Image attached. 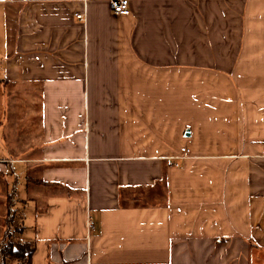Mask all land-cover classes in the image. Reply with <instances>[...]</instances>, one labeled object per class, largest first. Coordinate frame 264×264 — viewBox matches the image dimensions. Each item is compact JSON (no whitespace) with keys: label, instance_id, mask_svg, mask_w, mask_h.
<instances>
[{"label":"crops","instance_id":"0c3cea01","mask_svg":"<svg viewBox=\"0 0 264 264\" xmlns=\"http://www.w3.org/2000/svg\"><path fill=\"white\" fill-rule=\"evenodd\" d=\"M109 1L0 0V236L14 189L31 264H264V0Z\"/></svg>","mask_w":264,"mask_h":264},{"label":"trees","instance_id":"16d2710c","mask_svg":"<svg viewBox=\"0 0 264 264\" xmlns=\"http://www.w3.org/2000/svg\"><path fill=\"white\" fill-rule=\"evenodd\" d=\"M15 190L12 189L5 197L6 213L2 221L0 236V264H31L34 247L28 243L16 241L15 235L24 232L22 225L15 224Z\"/></svg>","mask_w":264,"mask_h":264},{"label":"built area","instance_id":"2783aa9c","mask_svg":"<svg viewBox=\"0 0 264 264\" xmlns=\"http://www.w3.org/2000/svg\"><path fill=\"white\" fill-rule=\"evenodd\" d=\"M109 7L111 12L115 16H126L130 14V9H129V1L128 0H110L109 1ZM76 19L83 21L84 20V15L83 14H77ZM181 152L184 154V156L181 157V159L185 158V154L188 153L187 149H181ZM262 153L264 155V149L262 150ZM94 230V223L91 219L87 218L86 220V239L89 238V235L91 232ZM88 245V243H87ZM88 247V246H87ZM88 255V252L86 253Z\"/></svg>","mask_w":264,"mask_h":264},{"label":"rangeland","instance_id":"374dc122","mask_svg":"<svg viewBox=\"0 0 264 264\" xmlns=\"http://www.w3.org/2000/svg\"><path fill=\"white\" fill-rule=\"evenodd\" d=\"M6 209V208H5Z\"/></svg>","mask_w":264,"mask_h":264}]
</instances>
